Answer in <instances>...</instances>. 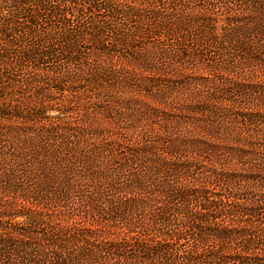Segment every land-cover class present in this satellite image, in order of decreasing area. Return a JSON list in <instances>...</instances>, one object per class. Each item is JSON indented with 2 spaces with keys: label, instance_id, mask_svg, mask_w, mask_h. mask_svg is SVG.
<instances>
[{
  "label": "trees",
  "instance_id": "obj_1",
  "mask_svg": "<svg viewBox=\"0 0 264 264\" xmlns=\"http://www.w3.org/2000/svg\"><path fill=\"white\" fill-rule=\"evenodd\" d=\"M0 264H264V0H0Z\"/></svg>",
  "mask_w": 264,
  "mask_h": 264
},
{
  "label": "rangeland",
  "instance_id": "obj_2",
  "mask_svg": "<svg viewBox=\"0 0 264 264\" xmlns=\"http://www.w3.org/2000/svg\"><path fill=\"white\" fill-rule=\"evenodd\" d=\"M100 121L104 122V120H103V118H102V117H100ZM106 121H107V120H105V126H107V125H108V123H107Z\"/></svg>",
  "mask_w": 264,
  "mask_h": 264
}]
</instances>
